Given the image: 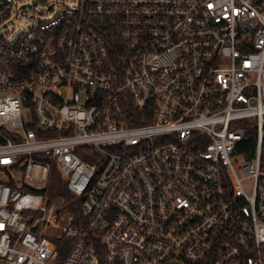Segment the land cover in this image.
<instances>
[{
  "label": "built area",
  "instance_id": "1",
  "mask_svg": "<svg viewBox=\"0 0 264 264\" xmlns=\"http://www.w3.org/2000/svg\"><path fill=\"white\" fill-rule=\"evenodd\" d=\"M68 1L0 0V264H264V0Z\"/></svg>",
  "mask_w": 264,
  "mask_h": 264
},
{
  "label": "rangeland",
  "instance_id": "2",
  "mask_svg": "<svg viewBox=\"0 0 264 264\" xmlns=\"http://www.w3.org/2000/svg\"><path fill=\"white\" fill-rule=\"evenodd\" d=\"M68 4L72 5V0H69ZM26 25L27 22L25 20H15L12 18L0 27V35L5 36L8 41H13L18 38L20 33L25 29ZM48 182L49 181L46 182L44 187L39 188L38 194H29L31 196V202L28 205L29 211L27 213L32 217L38 216V218L50 219V221H52L57 226L63 227L66 225L67 219L72 217V215L65 209V203L62 198L56 197L51 203L47 202L48 197L46 189ZM31 184L35 187L41 186L36 181H33ZM36 212H38V215ZM45 229L46 227L44 228V226H41V224L39 225L40 232L44 231ZM49 232L50 231L47 233Z\"/></svg>",
  "mask_w": 264,
  "mask_h": 264
},
{
  "label": "trees",
  "instance_id": "3",
  "mask_svg": "<svg viewBox=\"0 0 264 264\" xmlns=\"http://www.w3.org/2000/svg\"><path fill=\"white\" fill-rule=\"evenodd\" d=\"M254 143L250 141L249 147H252ZM48 186L46 189L48 203H51L52 200L56 197H60L64 200L65 209L72 215L73 217V224L75 225V220L79 217V201H76L73 196L68 192L64 182L58 175L57 171L53 168L50 170ZM32 194H38L37 191L31 190ZM38 215V212H36ZM70 245V242H65Z\"/></svg>",
  "mask_w": 264,
  "mask_h": 264
}]
</instances>
